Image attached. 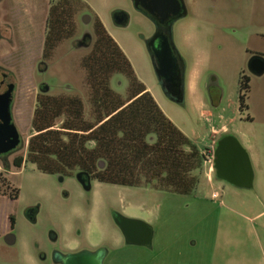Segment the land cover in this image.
Returning a JSON list of instances; mask_svg holds the SVG:
<instances>
[{"label":"rangeland","instance_id":"374dc122","mask_svg":"<svg viewBox=\"0 0 264 264\" xmlns=\"http://www.w3.org/2000/svg\"><path fill=\"white\" fill-rule=\"evenodd\" d=\"M82 1L91 11L76 18V37L63 42L50 59L44 58V46L52 0H27L19 37L0 43V65L17 86L13 115L22 137L19 149L0 159V264H55V251L100 247L107 252L104 264H264V73L250 68L259 54L264 59V0H189L188 17L174 27V43L186 68L182 103L171 100L159 82L148 48L154 25L134 0ZM92 15L106 24L137 77L205 156L192 195L97 180L86 190L78 172L49 175L31 163L15 166L17 159L27 158L38 99L47 86L50 96L81 97L91 118L90 89L81 68L90 49L80 42L93 30L85 21ZM247 81L248 89H243ZM111 88L126 99L128 79L114 75ZM225 127L249 154L251 189L210 173L206 156ZM116 214L151 225L153 246L127 245ZM11 218L16 222L9 230ZM8 235L16 239L12 246Z\"/></svg>","mask_w":264,"mask_h":264},{"label":"trees","instance_id":"16d2710c","mask_svg":"<svg viewBox=\"0 0 264 264\" xmlns=\"http://www.w3.org/2000/svg\"><path fill=\"white\" fill-rule=\"evenodd\" d=\"M52 1L45 59L76 37V18L91 11L82 0ZM86 22L93 24V30L81 68L90 89L91 118L86 117L81 97L50 96L46 87L38 99L27 158L20 157L15 166L22 168L26 162L49 175L78 172L105 184L192 195L200 183L202 151L163 112L101 19L92 15ZM117 74L128 79L126 99L111 88ZM248 82L243 89H248Z\"/></svg>","mask_w":264,"mask_h":264},{"label":"water","instance_id":"95a60500","mask_svg":"<svg viewBox=\"0 0 264 264\" xmlns=\"http://www.w3.org/2000/svg\"><path fill=\"white\" fill-rule=\"evenodd\" d=\"M135 7L145 15L161 18L163 21L172 15L178 17L187 16V11L181 13L179 0H134ZM159 38L158 34L152 39L148 48L151 51L153 43ZM156 58L155 70L160 83L166 80L172 87H178L180 83L179 66L177 59L173 58L170 46L162 45L160 50L153 55ZM253 70L257 74L264 73V61L257 60L253 63ZM0 82V91L3 88ZM6 87V86H4ZM171 85L168 88H172ZM13 86L6 87L0 92V156L10 154L21 145V135L15 124L12 123L11 104L13 102ZM50 88L47 87V91ZM179 103H182L179 102ZM215 169L219 179L231 185L251 189L254 182V171L248 152L234 136L222 139L215 151ZM79 181L86 190L91 189V178H85L82 174L78 176ZM114 220L122 231L127 245L138 247H152L154 243V229L151 225L136 219H130L116 214ZM8 245L16 243L13 235L6 238ZM107 252L102 249L97 252H79L64 258L63 264H104Z\"/></svg>","mask_w":264,"mask_h":264},{"label":"flooded vegetation","instance_id":"af4514ba","mask_svg":"<svg viewBox=\"0 0 264 264\" xmlns=\"http://www.w3.org/2000/svg\"><path fill=\"white\" fill-rule=\"evenodd\" d=\"M26 6H27V0H0V43L3 40H8V39L13 38V37L14 38L19 37L21 27L24 26V24L27 20L26 19L27 18L26 13L28 10H27ZM179 6L182 8V10H181L182 14L185 11H187V13H188L187 16L180 18L178 16L172 15L170 18H168L167 20H164V21L161 18H155V17L151 16L150 14L145 15L141 11L147 18H149L152 21V23L154 25V34L152 35L148 44H150V42L155 37V35L158 34V36H159V38L153 43V46L151 47V51L149 49L150 54L155 57L156 53L158 52V50H160L161 46L166 44V45L170 46L173 58L177 59V64L179 66L178 68H179L180 79H181L180 83L178 84V87H172V84L167 83L166 80H163V82L160 84H161L165 94L171 100L178 102V103L181 101H183V102L185 101L186 82L187 81H186V68H185L183 59L181 58V56L178 52V49L176 48L175 43H174V27L178 21L188 17V15H189V0H179ZM85 21H86V18H85ZM90 36H91L90 33H85V35L83 36L82 42H80V44L82 46L87 47L86 46L87 40L89 39ZM257 60L264 61V59L261 57L260 54L253 59L251 65H250V68L252 69V71L254 73H256V72L253 70V63ZM153 61H154V65H155L156 64V58L153 59ZM0 82L3 83V86H2L3 88H4V86H6V87L13 86L15 88V90L13 92V102L11 104V113H12V118H13L12 123L15 124L14 115H13V105L15 102V93H16L17 86L15 83L11 82V75L4 69V67L2 65H0ZM170 85L172 88L169 89L168 86H170ZM228 136H229V132L227 130L225 133H223V135H221V138L216 142L214 152L216 151L219 142ZM21 140H22V137H21ZM21 144H22V142H21ZM17 150L13 151L10 154L0 156V159L1 160L6 159L7 157L12 155ZM215 171H216V169H215ZM216 176H217V171H216ZM217 178H218V176H217ZM222 181H224V180H222ZM224 182H226V181H224ZM226 183L230 184L228 182H226ZM219 196L220 195H216L214 197H219ZM11 200H16V199H11ZM0 207H2L1 203H0ZM30 216L32 219H34V211L30 212ZM15 222H16V219L11 218L9 230H12L14 228ZM8 236H10V235H8ZM99 250H102V248L100 247L96 250H93L92 252H97ZM82 251L83 250H70L67 253L61 252V251H55L52 255V260L55 264H63L64 258H66L67 256H69L71 254L79 253Z\"/></svg>","mask_w":264,"mask_h":264},{"label":"built area","instance_id":"2783aa9c","mask_svg":"<svg viewBox=\"0 0 264 264\" xmlns=\"http://www.w3.org/2000/svg\"><path fill=\"white\" fill-rule=\"evenodd\" d=\"M207 160L206 163L211 164L210 173L215 172V152L213 151L211 155L206 156Z\"/></svg>","mask_w":264,"mask_h":264},{"label":"crops","instance_id":"0c3cea01","mask_svg":"<svg viewBox=\"0 0 264 264\" xmlns=\"http://www.w3.org/2000/svg\"><path fill=\"white\" fill-rule=\"evenodd\" d=\"M103 22V21H102ZM104 24V26L106 27V29H107V31L109 32V30H108V28H107V26H106V24L105 23H103ZM109 34L112 36V34L109 32ZM113 37V36H112ZM114 38V37H113ZM115 39V38H114ZM115 41L119 44V42L115 39ZM119 46L121 47V45L119 44ZM122 48V47H121ZM123 50V49H122ZM124 51V50H123ZM148 88V87H147ZM148 90L151 92V90L148 88ZM153 95V94H152ZM155 98V97H154ZM156 99V98H155ZM157 101V100H156ZM157 103H158V101H157ZM159 104V103H158ZM159 106H160V104H159ZM161 107V106H160ZM162 109V108H161ZM164 112V111H163ZM228 129L225 127V128H223L222 129V131H220L221 133H225L226 131H227ZM220 132H218L217 134L218 135H220ZM213 147H214V144H213ZM213 150H215L214 148H213ZM215 195H218V193L217 194H215Z\"/></svg>","mask_w":264,"mask_h":264}]
</instances>
